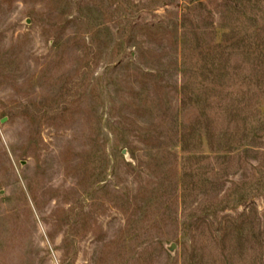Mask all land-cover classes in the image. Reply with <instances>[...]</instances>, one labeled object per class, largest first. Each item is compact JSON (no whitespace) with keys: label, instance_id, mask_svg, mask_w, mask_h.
Returning <instances> with one entry per match:
<instances>
[{"label":"rangeland","instance_id":"1","mask_svg":"<svg viewBox=\"0 0 264 264\" xmlns=\"http://www.w3.org/2000/svg\"><path fill=\"white\" fill-rule=\"evenodd\" d=\"M222 3L0 0V264H264V85L261 122L212 150L249 72L204 82L166 31L220 40ZM256 4L231 1L237 25Z\"/></svg>","mask_w":264,"mask_h":264},{"label":"trees","instance_id":"2","mask_svg":"<svg viewBox=\"0 0 264 264\" xmlns=\"http://www.w3.org/2000/svg\"><path fill=\"white\" fill-rule=\"evenodd\" d=\"M231 1L234 0H223L222 3V6L228 9V15L231 16V19L229 23L223 22L222 25L218 26L224 31L220 40H217L216 37L217 29H211V31L207 27L204 28V31L210 35L209 40V37L206 40L201 37L203 34L195 25L188 27L184 23L178 26L176 24L170 30H166L176 38V44H180L181 64L193 66L196 74L203 77L202 81L208 80L210 84L216 86L222 78H229L232 81L234 76L231 77V75L237 76V74L249 72V75L241 81L244 87L240 86L238 89L233 88L227 91V104L224 107L227 129L224 135L221 136L222 134L217 132L215 127L211 128L210 125H206L204 136L212 150L221 149L224 145L228 149H233L236 144H242L251 133L247 128L248 122L252 120L261 122L259 110L254 105L259 96L256 91H260L264 85V7H259L256 4L255 7L259 9L260 15L252 19L251 26L255 25V27L248 29L246 25L243 27L237 25L236 20L232 18L239 14V7L237 5L231 7ZM260 1L258 0V2ZM190 4V8L196 6L192 5L194 4L193 1L188 6ZM198 4L200 5L201 2ZM230 8L232 10H229ZM187 17L188 15H182V21H186ZM209 26L214 27L213 24ZM212 121L214 122V120L208 119V122ZM181 131L179 142L184 155H188L201 147V137L196 140L191 138V132L196 131V128H190L188 131L184 126ZM223 138L224 142L222 141ZM192 158V155L184 157V163L191 161ZM191 172L190 170L188 172L184 166L183 174L185 177L191 176ZM184 189H187V186Z\"/></svg>","mask_w":264,"mask_h":264},{"label":"water","instance_id":"3","mask_svg":"<svg viewBox=\"0 0 264 264\" xmlns=\"http://www.w3.org/2000/svg\"><path fill=\"white\" fill-rule=\"evenodd\" d=\"M175 249V245H172L171 246V250L173 251Z\"/></svg>","mask_w":264,"mask_h":264}]
</instances>
